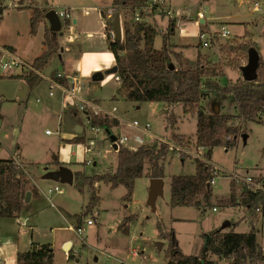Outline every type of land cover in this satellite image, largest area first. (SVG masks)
Masks as SVG:
<instances>
[{"label":"rangeland","instance_id":"1","mask_svg":"<svg viewBox=\"0 0 264 264\" xmlns=\"http://www.w3.org/2000/svg\"><path fill=\"white\" fill-rule=\"evenodd\" d=\"M111 1L2 0L5 10L0 24V46L15 47L23 59L32 63L34 57L40 56L46 47L43 44L44 22L39 24L35 34L30 33L33 8H39L46 13L52 9L61 12L67 8L71 17H78L80 23L77 33L81 39L62 48L65 43L57 34L56 52L42 70L46 75L53 76L58 72L67 76L78 75L84 82L83 89L80 90L82 96L95 100L107 110L116 107V112L127 120H138L140 124L152 125V131L159 136L158 139L152 140L142 131L121 122L113 131L118 136L129 138L126 146L138 148L142 144L156 141L170 144L169 153L164 160L163 194L158 196L156 210H153L148 203L151 182L148 176L136 179L133 197L129 201L124 199L128 193L127 186L111 188L107 183H96L101 203L93 216L89 215L83 220L86 222L93 219L94 223L87 225L85 235L80 237L74 229L77 225L75 215L81 212L92 195L88 186H83L84 192H81L75 183H61L64 193L49 195L48 190L56 182L43 176L56 163L54 157L57 160H68V166L73 167L74 175L77 171L84 176L114 173L118 165V153L111 149L109 138L100 134L99 150L102 154L92 153L84 157L83 143L64 142L79 133L75 131L73 124L84 126L86 113L75 103L64 104L58 90H55L54 96H50L46 80H42L21 101L17 95L21 82L19 71L0 72L3 76L0 77V158H11L18 152L27 178L37 189V193L33 191L29 201L24 200L19 217H0L3 258H6L4 251L10 247L5 246V241L9 238L24 250L29 248L32 239L51 243L54 250L53 264H105L107 254L111 256V264H118V261L130 264H166L167 244L160 239L159 225L167 232L174 230L185 254H199L204 235L210 232L221 229L223 232L246 233L253 228L257 232V241L264 255L263 217L243 203L242 196L246 193V188L226 174L219 175L220 178L212 185L209 199L199 195L196 197L201 201L199 205L178 203L172 195L175 177L195 176V155L207 159L205 148L196 145L199 106L185 114L181 103L169 105L166 102H135L123 98L113 100L119 86L115 75L106 74L103 80H93L98 71L105 72L115 66L114 63L110 64L111 52L107 49L106 34L107 47L102 37L105 31L104 22L113 37V21L104 19L100 13L102 8L107 11ZM257 5L260 9H256ZM160 9L144 16V21L159 32L155 47L161 48L165 41L166 47L173 51V64L177 68L181 61L188 58L196 62L200 54L205 62H219L224 65V75L217 78L223 85L235 83L238 78L244 79L243 68L248 65L252 52L257 53L259 59H264V0H164V6ZM200 9L204 11L203 24L206 31L210 32L211 39L217 35L208 47L199 40L203 24L200 21V27L195 26ZM82 11L89 13L87 19L80 17ZM120 16L122 28L125 20L136 21V16H132L127 10ZM172 18L177 21V30L170 35L168 27ZM45 23L50 30L47 20ZM223 26L229 32L227 38L220 36ZM66 35L69 36L70 33L66 32ZM246 43L250 45L248 57L244 66L240 67L239 49ZM177 54H181L182 59H177ZM95 67L101 68L94 70ZM84 71L89 73L85 74ZM224 100L223 103L226 104L222 111L237 114L233 97ZM86 128L88 127L85 126L80 135L86 137ZM241 128L236 145L216 146L210 161L229 171L249 173L263 181L264 124L244 121ZM244 134H247L246 139ZM87 159H93L96 164L88 165ZM148 170L149 166H146L145 172ZM28 192H32L31 188ZM214 207H217L216 211L213 210ZM128 217H132V221L128 223L129 231L125 233L118 230V225ZM227 222L229 226L223 228ZM83 237L85 241L82 240ZM67 241H71L70 250L66 249ZM158 241L164 242L161 249L156 245ZM134 250L140 256H135ZM70 251L75 258L69 259ZM7 262L0 259V264H9ZM218 263L230 264V260L221 259ZM257 264H264V258Z\"/></svg>","mask_w":264,"mask_h":264},{"label":"trees","instance_id":"2","mask_svg":"<svg viewBox=\"0 0 264 264\" xmlns=\"http://www.w3.org/2000/svg\"><path fill=\"white\" fill-rule=\"evenodd\" d=\"M160 0H112L111 6L115 8V14L122 15L127 10L135 15L136 8L141 10V16L151 15L160 9ZM148 6L150 12L146 14L141 7ZM5 6L0 0V24L3 19ZM33 8V7H30ZM30 18V33L35 34L40 23L46 20V12L39 8H33ZM105 19L106 11L101 9ZM176 20L171 19L168 31L170 35L175 33ZM66 24L70 19H66ZM105 23V22H104ZM202 30L206 31L205 25ZM105 34L108 39V49L112 52L115 65L118 67L117 76L119 86L113 100L125 99L135 102H166L169 105L179 103L184 106V113L189 114L194 107L197 109V131L195 134L197 147L205 148V157L212 158L213 149L216 146L234 147L241 126L244 121H257L264 124V59H260L255 81H245L238 78L235 83L221 85L217 78L224 75V65L219 62H205L198 55L196 62L189 59L180 62V67L170 69L173 63V51L163 42L161 48L155 47L158 30L145 21L123 22V39L117 42L105 24ZM57 33L45 28L43 44L47 49L34 60L35 67L43 68L49 58L56 52ZM249 44H244L239 49L241 60L240 67L244 66L248 57ZM12 48V47H11ZM177 59H182L177 54ZM210 61V60H209ZM233 66H236L232 63ZM29 86V91L37 86L42 78L35 73L18 75ZM56 76V74H54ZM0 77H3L0 75ZM66 84V80L60 79ZM235 100L237 114H228L222 111L223 103L228 98ZM224 100V101H223ZM202 102L204 104H202ZM223 103V104H222ZM219 109L218 111L216 110ZM92 123L105 129L118 126V121L108 116H92ZM82 125V124H79ZM77 133V132H76ZM85 137L80 133L69 138L65 143H83ZM183 141V139H181ZM0 141V146H1ZM170 144L156 141L142 144L136 150L122 147L118 153V165L114 173L94 174L84 176L77 171L75 173V186L83 192V186H88L92 195L82 211L75 215L78 226L101 203L96 183H107L111 188L121 185L128 187V193L124 199L129 201L133 197L134 185L137 178L148 176L149 178H164V160L169 153ZM17 150V149H16ZM56 163H59L56 160ZM146 166L149 170L145 172ZM23 169H20L12 158H0V217H19L26 194L31 188L36 190ZM216 176L214 171L205 162L196 160V174L190 177H175L172 183V195L178 203H201L198 195L209 199L211 196V180ZM264 182V180H263ZM264 184V183H263ZM246 188V187H245ZM243 203L247 207L261 209L264 225V192H252L246 188L242 196ZM132 217L124 219L117 227L123 232L129 231L128 223ZM160 239L167 241L166 264H217L218 260L229 259L230 264H257L263 260V250L257 241V232L252 228L249 232L240 233L234 231L223 232L221 229L204 235V243L199 254H185L174 232L165 231L158 226ZM69 259L75 258L72 252ZM54 250L51 243L31 241L30 248L18 251L16 264H53Z\"/></svg>","mask_w":264,"mask_h":264},{"label":"built area","instance_id":"3","mask_svg":"<svg viewBox=\"0 0 264 264\" xmlns=\"http://www.w3.org/2000/svg\"><path fill=\"white\" fill-rule=\"evenodd\" d=\"M156 1V0H154ZM162 4L160 8L164 6V0H160ZM204 1V0H201ZM142 11H144L146 14L150 12V9L148 6L141 7ZM256 9H260L257 5ZM61 22H62V30L63 35L62 39L65 44H69L73 42V39L71 36L66 35V32L74 33L75 23H73V19L70 15L69 9H63L61 12L59 10H56ZM115 8L110 6L108 7L106 11V18L108 21H113L114 15H115ZM136 21H144V17L141 16V10L136 8L135 12ZM66 19H70V23L66 24ZM205 19V14L203 9H200V12L198 13V19L195 21V26L200 27V21ZM208 36H207V35ZM209 31H203L201 30V33L199 34V40H201L204 43L205 47H208L216 37L211 39V35H209ZM229 35L228 30L223 26L220 32V36L223 38H227ZM43 68L35 67L34 62L30 63L27 60L23 59L13 48L10 46H0V72H8L11 70H18L20 74H29V73H35L39 77L42 78V80H46L49 84L50 96L55 95V90H58L60 93L62 102L64 104H73L75 103L78 105L79 109L86 113V122L84 123V127L86 128L85 131V141L83 142V149L84 154H88V156L92 153L102 154V151L99 150V136L100 134H104L106 138H109L106 134V129L102 126H97L92 123V116H108L112 119H115L119 123H124L129 125L130 127L136 128L140 131H142L148 138H151L152 140L158 139L159 136L152 131V125L150 123L140 124L138 120H127L126 118L120 116L116 111L117 108L114 107L112 110L104 109L102 106H100L95 100L85 98L80 94V90L83 89L84 82L80 80V77L78 75L73 76H67L63 73L58 72L56 76L53 75H46L43 70ZM15 72V71H14ZM60 79L66 80V84L63 83ZM115 79L118 80L119 77L115 74ZM118 127V126H116ZM115 128V127H114ZM113 128V129H114ZM82 129V130H83ZM112 130V129H111ZM113 134L114 131L112 130ZM46 133L50 134L51 131H47ZM116 135V134H115ZM117 136V139L115 142H111V149L115 152H118L122 147H128L132 150H136V147L132 146H126V142L129 141V138L127 136ZM165 142V141H164ZM116 143L117 150L114 149L113 145ZM203 148V147H201ZM109 151V150H108ZM195 155V154H193ZM197 159L205 162L207 165L211 167V169L214 171L215 175L213 179L211 180V185H214L216 183V180L218 179L219 175L226 174L229 178L234 180L237 184H240L244 187H246L248 190H251L252 192L262 191L264 192V182L261 180H258L255 176L247 173L242 174L236 171H229L222 166H219L215 164L214 162L202 158L200 155H195ZM15 160L16 165L24 170V167L22 165V162L19 161V154L16 152L15 156L11 157ZM86 163L89 164H96V161H93V159H87ZM25 171V170H24ZM220 178V177H219ZM61 183L56 182V185L48 190L49 195H53L56 193H63L64 190L62 189ZM214 211L217 210V207L213 208ZM256 214L263 217L261 209L255 210ZM94 221L93 219H88L86 222L81 223L78 227L74 228L78 235L80 237L84 236L86 233V226L87 225H93ZM83 241H85V238H82ZM135 256H140V253L137 250H134ZM105 264H111V256L105 255ZM216 263L220 260L215 259ZM218 261V262H217ZM118 264H130L126 261H118Z\"/></svg>","mask_w":264,"mask_h":264},{"label":"water","instance_id":"4","mask_svg":"<svg viewBox=\"0 0 264 264\" xmlns=\"http://www.w3.org/2000/svg\"><path fill=\"white\" fill-rule=\"evenodd\" d=\"M46 20L50 24V29L52 32H55L59 34L60 36L63 35V30H62V22L61 19L55 9H52L46 13ZM201 23H204V20H201ZM113 37L114 40L117 42L122 41L123 39V28H122V23H121V16L120 14H116L115 17L113 18ZM260 64V59L257 53L252 52L249 55V62L248 65L243 68V76L245 81H255L257 79V70ZM175 66L172 63L170 65V69H174ZM118 72V67L115 65L112 68L107 69L105 72L98 71L97 73L94 74L93 80L94 81H100L104 79V76L111 75V74H117ZM29 93V86L27 83L22 82L20 85V89L18 90V96L19 99L25 100L28 96ZM82 126L78 125L76 127V131L81 133L82 132ZM106 134L109 137V140L111 142H115L117 139V136L113 134L111 129H106ZM244 138H247V134H244ZM114 149L117 150V145L114 143L113 145ZM56 159V157H54ZM74 172L67 166H59V168L55 170H49L46 172L44 175L45 179L53 180L55 182L59 183H66V184H74ZM163 187H164V179L163 178H151L150 182V187H149V201L148 203L152 207L153 210H156V200L158 196L163 194ZM31 198V192H27L26 194V201H29ZM226 226H229V222H227L223 228ZM156 245L158 248L161 249V247L164 245L163 241H158L156 242ZM70 244H66V249L69 250Z\"/></svg>","mask_w":264,"mask_h":264},{"label":"crops","instance_id":"5","mask_svg":"<svg viewBox=\"0 0 264 264\" xmlns=\"http://www.w3.org/2000/svg\"><path fill=\"white\" fill-rule=\"evenodd\" d=\"M111 4H112V1H111ZM169 5H171L170 3H169ZM103 9V8H102ZM101 11V10H100ZM80 17H82L83 19H87L88 17H89V13L88 12H86V11H82L81 12V15H80ZM72 19H73V23H75V28H74V33L72 32V33H70V35L69 36H71L72 37V39H73V42L75 41V43L78 41V40H80L81 39V37H80V35H78V33H77V28L79 27V23H80V19L78 18V17H71ZM46 21V20H45ZM45 21H44V25H45V28H46V23H45ZM192 21V20H191ZM205 22V21H204ZM49 23V22H48ZM104 25H105V23H104ZM50 27V26H49ZM105 28V27H104ZM79 33H80V31H79ZM59 35V34H58ZM59 37H60V39H61V41H63V39L61 38V36L59 35ZM102 37H103V42L105 43V45H106V47H107V44H106V39H105V31H104V33H102ZM64 43V42H63ZM70 44V43H69ZM65 46H68L67 44H62V48L63 47H65ZM12 47V46H11ZM15 51H16V48L15 47H12ZM47 49V47H45V49H44V51ZM107 49H108V47H107ZM109 50V49H108ZM43 51V52H44ZM61 51H62V49H61ZM110 51V50H109ZM17 52V51H16ZM111 52V51H110ZM38 57V56H37ZM35 58L36 57H34V59L33 60H35ZM109 58H110V60H111V62H110V64L112 63H114L115 64V60H114V57H113V54H112V52L109 54ZM189 59V58H188ZM101 67H95L94 68V70H99ZM85 72V74H88L89 72H87V71H84ZM21 79V78H20ZM22 82H25L24 80H22L21 79V82H20V85H21V83ZM26 83V82H25ZM31 91V90H30ZM29 91V92H30ZM78 126V124L77 123H75V124H73V128L74 129H76V127ZM76 131V130H75ZM47 132V131H46ZM65 143V142H64ZM100 145V144H99ZM83 154H84V152H83ZM84 157H85V154H84ZM55 160H57V157H56V159ZM58 162L59 163H54L53 164V167H51V168H48L47 170H55V169H57V168H59V166H67L68 168H70L71 170H74L73 169V167L72 166H68V160H58ZM70 163H73V162H70ZM69 163V164H70ZM75 163H78V162H75ZM80 163V162H79ZM78 163V164H79ZM216 164V163H215ZM218 165V164H217ZM44 177V176H43ZM74 183H75V181H74ZM33 185V184H32ZM34 186V185H33ZM35 187V186H34ZM35 191V193H37V189L36 190H34ZM84 192V191H83ZM64 193V192H63ZM63 193H56V194H63ZM33 195V193L31 192V196ZM84 207V206H83ZM83 207H82V209H83ZM82 211V210H81ZM97 215V214H96ZM95 215V216H96ZM99 215V214H98ZM75 221H76V219H75ZM80 225V224H79ZM78 225V226H79ZM78 226H76V227H78ZM75 227V228H76ZM74 228V227H73ZM33 240V239H32ZM31 240V241H32ZM31 241H30V243H31ZM34 241V240H33ZM166 244H167V241H164ZM41 243V242H40ZM70 244V248H69V250L71 249V241H67V242H65V245L66 244ZM3 245V244H2ZM2 245H0V252H2L1 251V248H2ZM5 246H10V247H8V249L6 250V251H4L6 254V258H3V252H2V255H1V257H0V259H2V261H8L7 263H9V264H16V254H17V252L18 251H24V249H22L21 247H20V245H18V243H16V242H13L12 240H10L9 238H7L6 239V241H5ZM29 248H30V245H29ZM28 248V249H29ZM71 252V251H70Z\"/></svg>","mask_w":264,"mask_h":264}]
</instances>
